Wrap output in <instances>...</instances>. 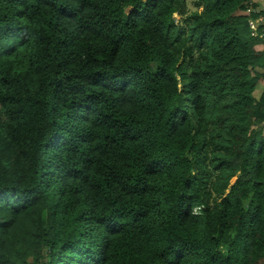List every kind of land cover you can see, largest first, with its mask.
Segmentation results:
<instances>
[{"label": "trees", "instance_id": "1", "mask_svg": "<svg viewBox=\"0 0 264 264\" xmlns=\"http://www.w3.org/2000/svg\"><path fill=\"white\" fill-rule=\"evenodd\" d=\"M193 2L198 14L185 20L181 13L179 21L176 17L171 23L161 21L158 31L150 28L142 37L129 35L125 50L137 60L163 56L169 66L175 64L180 76L169 72L167 84L185 78L187 82H181L178 90L186 100L192 98L194 89L199 91L195 115H187L191 131L183 140L161 131L156 150L175 157L178 169H200L192 179L209 197L212 207L206 212L212 219L201 224L192 236L174 228L173 209L184 194L181 186L168 171L157 172V179L143 188H139V176H133L139 157L128 145L137 140L126 136L123 129L145 132L147 129L138 128L143 121L130 124L117 112H106L109 122L100 127L108 128L110 134L103 137L102 145L91 149L96 153L103 148L102 159L82 154V161L76 160L63 172L56 168L50 177L51 162L41 163L38 176L42 181L49 178L46 187L54 195L34 198L20 211L0 205V213L7 212L11 217H0V264H16L10 258L16 244H27V251L34 254L35 258L25 264H167L165 255L170 254L174 244L184 248V264H264V37L254 35L245 14L250 6L259 10L261 3ZM118 3L119 0H101L95 5L94 15L69 35L58 17L48 18L44 10L47 0H0V32L26 30L30 42L38 37L35 51L24 44L7 57L0 56V82L15 92L0 98L4 105L0 112H7L11 137L7 148L0 144V193L35 191L23 185L36 175L31 169L41 159L38 153L47 155L44 149L51 137L43 145L40 143L44 139L41 123L45 113L51 116L47 97L54 96L56 87L76 75L73 65L78 62L87 59L92 64L107 63L116 40L121 38L114 32L122 22ZM188 4L184 0V9L192 12ZM261 9L253 18L264 15V6ZM258 29L264 32V23ZM93 40L110 44L94 53ZM131 66L135 67V62ZM185 66L190 69L187 73L182 72ZM153 83L159 87L147 97L149 104H168L176 99L169 95L167 84L159 80ZM67 107L70 109L71 104ZM180 111L177 108L173 115ZM3 127L0 116V129ZM91 142L94 141H84L81 147ZM14 145L18 154L14 159H5ZM86 170L88 175H84ZM126 179L135 181L138 188L126 193L136 199L133 211L141 203L150 209L142 227L112 233L123 237V243L117 239L95 245L86 240L87 230L79 229L85 227L90 209L83 208L78 197L86 190L97 196L116 189L123 192L121 182ZM93 180L95 183H90ZM77 181L81 187L74 188ZM192 186L191 180L183 183L185 189ZM88 199L85 197V202Z\"/></svg>", "mask_w": 264, "mask_h": 264}, {"label": "clouds", "instance_id": "2", "mask_svg": "<svg viewBox=\"0 0 264 264\" xmlns=\"http://www.w3.org/2000/svg\"><path fill=\"white\" fill-rule=\"evenodd\" d=\"M100 2L101 0H47L44 10L49 14V19L58 17L62 29L72 35L76 33L81 24H85L89 17L94 15L97 10L95 5ZM116 6L120 8L119 17L122 18V22L114 29V32L121 38L116 40L115 50L111 57L107 58V63L92 64L87 59L78 62L73 65L76 75L56 87L54 96L50 94L47 97L50 101L51 116L48 118V114L45 113L46 119L41 123V135L44 139L40 141L43 145L45 140L51 137L47 148L44 149L47 155L38 153L41 159L36 167L31 169L36 175L30 176L28 183L23 185L25 188H34L35 191L2 192L0 193V205H7L9 208L20 211L32 203L34 198H50L54 195V192L46 187L49 178L45 177L42 181L38 176L41 163L51 162L48 168L50 177L56 168H60L63 172L65 168L74 166L76 160L82 161V154H92L98 160L102 159L100 151H103V148L96 153H91V149L102 145L103 137L110 134L108 128L100 127L109 122V117L104 113L117 112L123 119H128L130 124L134 121H143L138 128L147 129L145 132H140L135 128L123 129L126 136L135 137L137 140V143L128 145V148L134 149L136 156L139 157L133 166L136 169L133 176H139V188L156 180L157 172L168 171L173 181L181 186L184 193L174 206L173 226L178 232L192 236L199 231L201 224L212 219L206 212V209L212 207L209 197L204 191L199 190L198 184L192 179L196 177L200 169L196 168L195 171L189 170L188 172L178 169L175 157H168L167 154L161 155L156 148L160 142L161 131L173 135L175 139H185L187 133L191 131L187 115L189 112L195 115L194 104L198 103L196 98L200 93L194 89L192 98L186 100L184 94L178 90L181 82H187L185 78L181 77L175 84H167L169 72L180 76L176 72L175 64L169 66L168 60L163 56L137 60L134 55L125 50V42L129 35L142 37L150 28L158 31L161 21L165 24L171 23L174 17L181 13L186 20L189 15L198 14V10L186 11L184 0H175V2L173 0H119ZM188 7H191L190 3ZM204 7H207V3ZM60 38L63 39V36L61 35ZM37 39L38 37H33L30 42L26 30L11 33L0 32V56L7 57L24 44H28L29 48L35 51ZM109 44L110 41H91L94 53H99ZM134 62L135 67L131 66ZM189 71L188 66L182 69L185 73ZM156 80L167 84L169 95L176 97L174 101L168 104H160L159 101H154L153 104L148 103L147 97L154 94L153 90L159 87L153 83ZM14 94L10 86H5L0 82V98ZM73 100L76 101L74 104ZM70 104L69 109L67 106ZM0 108H4L2 103H0ZM177 108L181 111L173 115ZM0 116H3L4 125L0 129V144L7 148L11 143L7 129L9 122L7 112H0ZM53 120L54 125L51 123ZM34 140L35 138L33 142ZM84 141L94 142L83 144L81 147ZM17 154L14 145L13 151L5 159H14ZM84 175H88L87 170ZM92 175H95V170L92 171ZM186 179L191 180L193 186L185 189L183 183ZM90 183H95V181ZM73 187H81L79 181L75 182ZM121 187L124 189L123 192L116 189L113 193L97 196L94 191L86 190L78 197L81 206L90 209L86 217L87 223L79 231L87 230L86 240L94 242L95 245L101 243L107 245L109 241L117 239L123 243V237H114L112 233L126 231L129 228H141L145 214L150 211L149 207L143 203L137 211H133L137 208L136 199L127 196L126 193L130 188L138 190L135 181L126 179V182H121ZM85 197L90 199L85 202ZM212 199H215V194ZM0 217L11 218L7 212L0 213ZM98 217L105 218L98 219ZM74 238L78 239V237ZM27 249V244H16L10 258L15 260L16 264H25L26 261L33 260L34 254L28 252ZM224 251L226 253V247ZM169 252L170 254L165 255L167 264H184L183 247L174 244ZM45 258L50 259V257ZM101 264H103L102 261Z\"/></svg>", "mask_w": 264, "mask_h": 264}, {"label": "rangeland", "instance_id": "3", "mask_svg": "<svg viewBox=\"0 0 264 264\" xmlns=\"http://www.w3.org/2000/svg\"><path fill=\"white\" fill-rule=\"evenodd\" d=\"M189 1V3L191 4V7H189L190 8V10L192 11L193 9H194V0H188ZM254 2H255V0H254ZM263 4H264V0L263 1H261ZM252 6H250V7H248V9L245 11V14H247V16H249L248 18H249V20L250 19H252V20H254V21H256V25H254V35L256 36V37H259V38H261L260 37V35H262V34H264L263 32H261V33H259V32H257V28H258V26H259V22H257L258 21V18L259 17H262V16H264V15H259L257 18H253V13L252 12H250L249 11V9L251 8ZM253 9H256L255 7H253ZM258 10V9H257ZM259 10H262L261 9V7L259 6ZM258 10V11H259ZM176 18H177V20L179 21V20H181V17L180 16H176ZM262 22V21H261ZM256 31V32H255ZM236 181V177L235 178H233V180H232V184L234 183Z\"/></svg>", "mask_w": 264, "mask_h": 264}, {"label": "built area", "instance_id": "4", "mask_svg": "<svg viewBox=\"0 0 264 264\" xmlns=\"http://www.w3.org/2000/svg\"><path fill=\"white\" fill-rule=\"evenodd\" d=\"M249 11L252 12V13H258V12H259L257 9H253V7H251V8L249 9ZM261 21H262V22H261ZM257 22H259V26H260L261 24L263 25V23H264V16L259 17ZM249 24H250L251 28L253 29V28H254V25H256V21L250 19V20H249ZM259 26H258V27H259ZM253 30H254V29H253ZM255 32H256V31H255ZM257 32L261 33V32H263V31H260V30L257 28ZM263 33H264V32H263ZM260 37L263 38V37H264V34L260 35Z\"/></svg>", "mask_w": 264, "mask_h": 264}, {"label": "crops", "instance_id": "5", "mask_svg": "<svg viewBox=\"0 0 264 264\" xmlns=\"http://www.w3.org/2000/svg\"><path fill=\"white\" fill-rule=\"evenodd\" d=\"M259 1H260L261 5L264 6V4L261 2L263 0H257L258 4H259ZM261 5L259 4L260 7H261Z\"/></svg>", "mask_w": 264, "mask_h": 264}]
</instances>
